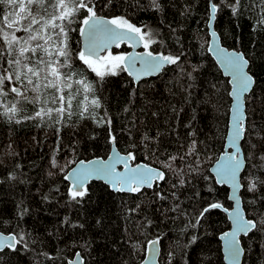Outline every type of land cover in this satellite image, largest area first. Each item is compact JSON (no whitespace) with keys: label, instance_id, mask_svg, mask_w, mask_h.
Listing matches in <instances>:
<instances>
[{"label":"trees","instance_id":"trees-1","mask_svg":"<svg viewBox=\"0 0 264 264\" xmlns=\"http://www.w3.org/2000/svg\"><path fill=\"white\" fill-rule=\"evenodd\" d=\"M159 3L162 11L153 10L149 0H93L98 16L123 17L158 31L156 38L165 50L178 52L182 45L185 69L201 66L193 79L174 65L137 85L126 72L103 80L86 72L101 103L96 112L106 111L110 126L81 117L77 101L83 100V92L72 100V115L66 113L60 124L47 120L38 127L35 121L16 124L0 118V232H24L27 243L18 251H1L0 264H67L77 252L84 264H140L152 240L160 246L159 264H224L218 237L229 228L222 209L229 210L231 203L227 188L215 183L209 167L222 152L230 87L207 52V0ZM257 18L256 10L247 7L239 16L225 8L217 13L214 30L222 46L243 53L250 62L256 82L245 97L246 116L249 125L259 127L264 125V28L253 30ZM79 21L77 17L71 25L77 30L68 38L73 51L80 49ZM129 50L123 43L111 51ZM75 65L83 68L79 61ZM110 128L117 150L135 154L134 164L159 167L157 157L183 154L197 141L199 170L175 189L176 178L169 174V183L156 189L166 197L163 200L153 189L143 195L115 193L101 182H91L81 202L70 201L65 174L79 160L108 155ZM145 135L153 139L145 141ZM53 157L62 171L52 167ZM242 193L246 217L264 216V188ZM212 202L221 208L201 217ZM20 209H26L22 218ZM242 247V264H264V231L243 237Z\"/></svg>","mask_w":264,"mask_h":264},{"label":"snow or ice","instance_id":"snow-or-ice-1","mask_svg":"<svg viewBox=\"0 0 264 264\" xmlns=\"http://www.w3.org/2000/svg\"><path fill=\"white\" fill-rule=\"evenodd\" d=\"M149 6L155 11H162L159 0H149ZM245 7L256 10L258 18L254 21L253 30L264 28V0H250L247 5L244 0H207L209 27L219 11L227 8L233 16H239ZM77 17L80 18L78 31L85 46L73 51L68 38L72 31L77 30L71 27ZM146 29V25H134L123 17L105 21L94 10L93 0H0V118L16 124L35 121L38 127L47 120L60 124L66 113L72 115V100L83 92V100L77 101V105L81 106V117H91L98 124L110 126L112 121L107 112H96L101 103L95 96L92 82L84 76L86 72L93 73L100 80L118 72H127L139 81L141 75L150 76L174 65L182 74L193 79L201 66L193 65L191 71L185 69L183 46L178 52L167 51L163 41L156 38L160 33ZM172 31L175 32V29ZM125 41H134L131 46L142 45L145 51L132 54L109 50L113 46L119 48ZM153 45L162 50L156 51ZM216 53L225 73L231 77L229 84L233 87L229 95L234 97L229 151L217 159L218 179L215 181L217 184H228L232 189L229 199L234 200L236 205L231 213L234 228L223 233L221 239L225 241L230 264H240L244 251L242 238L249 233L264 231V216L246 218L240 208L242 190L256 193L264 188V125L257 127L247 123L242 97L254 90L256 82L249 60L235 50L217 47ZM76 61L83 68L78 69ZM137 63L141 65L139 72L135 68ZM29 107L31 112L26 111ZM109 135V142L115 143L111 128ZM149 139L153 138L145 135L144 140ZM198 143L193 141L183 154L166 155L164 159L157 157L159 167L149 164L129 166V161L136 159L133 152H128L126 156H109L107 161L81 160L78 168H73L64 176L65 180L71 181L68 188L70 201L81 202L88 193L89 181L94 178L104 180L116 192L143 195L145 190L153 189L154 195L163 200L166 197L156 189L169 183V174L176 178L177 182L172 185L175 189L184 186L190 174L198 172L201 162ZM8 149H12L11 144ZM117 164H123V172L116 171ZM52 167L63 170L54 157ZM172 195L175 197L176 193ZM219 208V203H209L199 215L203 217ZM25 212L26 209H20L18 215L22 218ZM0 237V250L27 248L24 232H13L7 236L0 234ZM157 243V240L149 242L153 248ZM77 256L80 254L77 253ZM154 256L155 252L152 258ZM80 264H83L82 259Z\"/></svg>","mask_w":264,"mask_h":264},{"label":"water","instance_id":"water-1","mask_svg":"<svg viewBox=\"0 0 264 264\" xmlns=\"http://www.w3.org/2000/svg\"><path fill=\"white\" fill-rule=\"evenodd\" d=\"M99 17H103V16H99ZM103 19L105 21L109 20L108 18L106 17H103ZM207 28H208V37H209V40H208V44H207V52L208 54L211 56V58L214 60L215 64L217 65V67L219 68L222 76L224 78H226L228 80V84H229V80L231 79V77L229 75H227L224 71V68L222 67V65L220 64L218 58H217V53H216V49L217 47H220V48H223V49H226L228 51H233L231 49H227L226 47L222 46L221 44V41H220V38H219V35L217 34V32L214 30V21H212V24H211V27H209V23L207 22ZM213 33H215V35H213ZM79 40H80V49L83 48L85 46V43H84V39L80 36L79 34ZM128 44L129 47H130V50L128 53H132V54H135V53H142L144 52V48L142 45H139V44H136L134 47L131 46L134 41H125V42H122L121 44ZM115 47H111L109 50H113ZM104 53H101V55H103ZM135 68L137 70V72L140 71L141 69V65L139 63H137L135 65ZM162 72V70L159 72V73H156V74H153V75H150V76H145V75H141L140 77V80L139 81H136L135 78L133 76H130L127 72V75L130 77V79L134 82L135 85H137L140 81L142 80H145V79H149V78H152V77H156L157 75H159L160 73ZM229 87H230V92L232 91V85L229 84ZM248 95V94H247ZM230 97V106H229V110H228V117H227V128H226V133H225V136H224V140H223V147H222V152L219 154V156L217 157V159L222 155V154H226L228 151H229V142L231 140V125H232V118H233V109H234V97L229 95ZM242 99L245 101L244 97H242ZM244 107H245V104H244ZM246 114V113H245ZM120 155V156H126L127 154H121L117 148L115 147V144L114 143H111V148H110V152L108 153V155L105 157V158H91V159H88V160H83L85 162L87 161H97V160H100V161H107L109 156H116V155ZM217 159L213 162V164L209 167V174L213 177L214 181H216L218 179V177L216 176V169H217ZM81 161V160H79ZM78 161V162H79ZM76 162L71 169L68 170L71 171L73 168H78L79 167V163ZM136 164H145V163H136ZM129 166H135L134 163H132V161H129ZM116 171L117 172H123L124 171V166L123 164H117L116 166ZM67 172V173H68ZM66 173V174H67ZM65 174V175H66ZM68 184V188L71 184V181H68V180H65ZM91 182H101L103 184H105L106 186L109 187V189L112 191V192H115L111 185L105 183L104 180L102 179H92L89 181L88 185L91 183ZM216 183V182H215ZM217 184V183H216ZM87 185V186H88ZM219 186H225L228 190V201L231 203V208L229 210L227 209H222V211L224 212V214L226 215L227 217V220H228V223H229V228L228 230H226L225 232H231L234 228V225L232 223V219H231V213L235 210V201L232 200V199H229L230 195H231V192H232V189L231 187L228 185V184H217ZM119 193H122V192H119ZM126 193V192H124ZM130 194H137V193H130ZM240 201H241V197H240ZM240 208H241V213L243 215H245L246 217V214H245V211L242 207V202L240 203ZM247 218V217H246ZM223 232V233H225ZM223 233H221L219 235V241H220V245H221V252H222V256H223V262L224 264H230L229 260L227 259V252H226V248H225V241L223 239H221ZM0 234H3V236H7L9 234H4L2 232H0ZM246 237V236H245ZM2 238V237H0ZM242 246V245H241ZM243 248V247H242ZM4 249L0 250L3 251ZM155 252V256L154 258L153 257V253ZM78 253V252H77ZM77 253H75V255L68 261L67 264H70V262H72V264H80V261L81 259L83 260L82 256L80 255L79 257L77 256ZM80 254V253H79ZM159 254H160V246H159V243L156 244L155 248H153L149 243L146 247V253L144 255V258L143 260L141 261L140 264H159L158 263V259H159ZM243 258H244V251L240 257V264L243 263ZM83 264H84V260H83Z\"/></svg>","mask_w":264,"mask_h":264},{"label":"bare ground","instance_id":"bare-ground-1","mask_svg":"<svg viewBox=\"0 0 264 264\" xmlns=\"http://www.w3.org/2000/svg\"><path fill=\"white\" fill-rule=\"evenodd\" d=\"M229 93H230V92H229ZM249 94H250V93H249ZM249 94H248V95H249ZM248 95H246V96H248ZM246 96H245V97H246ZM245 97H244V99H245ZM90 159H91V158H90ZM82 160H84V159H82ZM86 160H88V159H86ZM71 168H72V167H71ZM71 168H70V169H71Z\"/></svg>","mask_w":264,"mask_h":264},{"label":"rangeland","instance_id":"rangeland-1","mask_svg":"<svg viewBox=\"0 0 264 264\" xmlns=\"http://www.w3.org/2000/svg\"><path fill=\"white\" fill-rule=\"evenodd\" d=\"M114 53H121V52H119V51H114ZM104 55H106V53H105Z\"/></svg>","mask_w":264,"mask_h":264}]
</instances>
